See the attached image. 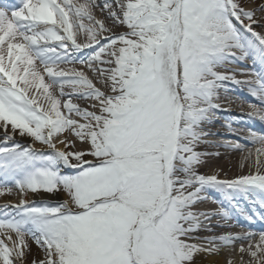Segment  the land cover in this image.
<instances>
[{
  "label": "snow or ice",
  "instance_id": "snow-or-ice-1",
  "mask_svg": "<svg viewBox=\"0 0 264 264\" xmlns=\"http://www.w3.org/2000/svg\"><path fill=\"white\" fill-rule=\"evenodd\" d=\"M250 2L104 0V20L92 14L94 0L0 9V196L19 194L0 205V264H24L29 240L44 254L32 264H197L217 243L251 238L197 233L221 226L217 218L251 220L241 201L258 205L264 219V135L250 133L259 145L254 164L231 179L201 173L210 154L196 150L211 135L203 125L218 110L223 81L246 84L259 101L249 115L264 121V72L240 81L217 70L233 59L264 66V0ZM84 50L90 55L74 56ZM70 63L86 70L59 67ZM74 97L92 103L81 108ZM57 192L66 199H29ZM208 192L231 207L194 210ZM262 245L264 232L255 250L240 251L264 264Z\"/></svg>",
  "mask_w": 264,
  "mask_h": 264
},
{
  "label": "bare ground",
  "instance_id": "bare-ground-1",
  "mask_svg": "<svg viewBox=\"0 0 264 264\" xmlns=\"http://www.w3.org/2000/svg\"><path fill=\"white\" fill-rule=\"evenodd\" d=\"M75 4L80 3H86L88 0H72ZM97 7L92 9V14L94 17L98 20H104L106 16V12H102V6L104 3V0H94ZM20 7V0L17 2V5L14 8H6L2 9L6 11L9 15H11V11L14 9H18ZM85 24H88L89 22L87 20L83 21ZM106 24H110V22L105 21ZM73 31L76 32L77 29L73 28ZM116 32H124L126 31L125 28L120 27L114 29ZM77 42H84L83 36L78 35L77 36ZM90 55L88 50H84L83 52H77L74 54L76 58H82L87 57ZM233 62H236L239 65L238 68L233 69V71H228V68L224 69L225 66L219 69L218 71L224 73V74H233L235 75L236 80L245 81L249 79H254V73H256L255 70H257V66L254 65L253 68L248 67L244 62H239L238 60H231ZM230 62V61H229ZM229 62H226L227 65ZM37 69L43 73V66L40 65L39 61H36ZM60 68L64 69H84L86 70L85 66L80 63H70V64H60ZM91 76V74H89ZM232 85H227L230 88H227L225 85H222L220 89L218 90V99H215L213 102L218 105V110H214V114L212 116V120L209 123H206L203 125V128L206 132L211 133V135L206 136L205 143H201L197 146V151L202 153H209L210 155H206L203 157L205 160V164L201 166L198 170L201 173L204 174H216L219 178L222 179H231L238 175V172H240V169L246 170V173H242L244 175L248 174L251 170L249 168V165L251 162H249L251 159L245 160L244 157L248 156V153L250 151L253 152L252 158L255 160V149L259 147L257 144H253V148H248L245 145H242L241 143H238L240 147L243 149V151H237L234 150L232 146L233 144H230L228 140H223L222 138L216 137V136H223L222 134L230 135L233 138L239 139L243 142L250 143L248 138L250 136V133L254 132L258 135H261V132H264V121L260 120V118L255 116H250L249 113L252 111V109L249 107L250 104H254L259 106V101L257 100L258 104L255 103L254 97L250 94L248 95H241L244 99L240 101L235 95L228 93L229 90L234 91L236 94H244L240 93V88L244 86L248 90V86L246 84H235L231 80H229ZM225 81L221 82L224 83ZM45 83H49V80L47 76H45ZM226 84V83H224ZM99 87V85H97ZM54 95L59 96V90L56 86H53L50 89ZM69 90L66 88L65 92H68ZM31 95V92L29 93ZM38 97L42 98L43 92L42 90H39L37 93ZM61 102L63 103V98H61ZM73 103L78 104L81 108L88 107L92 102L86 101L82 99H76L73 98ZM234 114V116H233ZM237 116V117H235ZM256 119L257 123L253 126H250V123L248 122L249 119ZM227 125H230L227 127ZM260 132V133H259ZM219 133V135H216ZM224 138V137H223ZM16 140L29 145L31 144V139L28 137H21L16 136ZM238 140V141H239ZM222 144L227 146L222 147H214V144ZM252 144V143H251ZM237 145V143L235 144ZM34 147L41 148L42 146L39 144L33 145ZM60 145H58L59 147ZM77 147H80L79 144H77ZM219 155H216V154ZM264 159V158H262ZM236 173V174H234ZM229 175L232 177H229ZM235 175V176H234ZM207 196V199H205L203 202L198 203L194 210L200 211V212H213L220 208L221 206L227 207V204L222 198H219V200L215 197L214 192H208L205 193ZM66 199V196L64 193H58V194H43L41 196H33L29 195V199ZM214 198L215 201H214ZM8 195L5 194L3 196H0V202H6L8 201ZM19 196L16 197V200H10V202H18ZM220 201V206H219ZM248 201H241V206L246 207V203ZM251 202V201H249ZM252 203V202H251ZM238 215V214H236ZM236 215L234 218L228 220L227 222L220 220L219 218L212 220L213 225H221L216 226L213 228L211 232H199L197 233L198 236L204 237V236H220V235H227L232 234L234 236H244L246 234H251L250 239H238L233 241L231 245L223 246L219 243H217L216 247L219 249L218 252L212 253L211 255L207 254H200L197 256V264H229V261L231 264H238V261L242 262L244 264H255V261L253 257H251L248 253V251L241 252L240 248L243 247L244 249H248L249 246H252V250H255V245L259 242V236L263 231H259L256 234H253L249 231H245L246 225L250 226L246 222L236 221ZM227 226H222V225ZM209 245H205V247H208ZM264 246V245H262ZM260 254L258 253V256Z\"/></svg>",
  "mask_w": 264,
  "mask_h": 264
},
{
  "label": "rangeland",
  "instance_id": "rangeland-1",
  "mask_svg": "<svg viewBox=\"0 0 264 264\" xmlns=\"http://www.w3.org/2000/svg\"><path fill=\"white\" fill-rule=\"evenodd\" d=\"M246 2H248V0H246ZM262 3V0H251L249 6L250 7H257L259 6L260 4ZM257 16L260 17V16H264V13H260V12H257ZM257 30H261L259 27L256 28ZM251 162V164H254V158H251V160L249 161ZM247 171L246 170H243V169H240V172H238V174L236 175H241L242 173H246ZM235 176V175H234ZM229 177H232V175ZM59 193V192H57ZM57 193H53V194H57ZM63 193V192H61ZM16 196H18L17 194H11L9 196V200H14L16 199ZM29 245H30V248H31V251L30 252H26V256H25V259H24V264H32V261L33 260H36V259H43L44 258V254H43V251L40 250L37 245H34L31 241H28ZM238 264H244L243 261L240 262L238 261Z\"/></svg>",
  "mask_w": 264,
  "mask_h": 264
}]
</instances>
